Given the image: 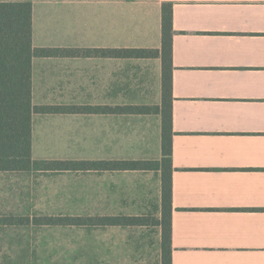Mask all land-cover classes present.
Instances as JSON below:
<instances>
[{
	"label": "crops",
	"instance_id": "1",
	"mask_svg": "<svg viewBox=\"0 0 264 264\" xmlns=\"http://www.w3.org/2000/svg\"><path fill=\"white\" fill-rule=\"evenodd\" d=\"M10 1L31 2L32 48L55 49L31 59V104L57 108L32 113L34 160L160 159L161 58L109 50L160 49L161 5L172 4L171 264H264V0ZM151 116L155 154H111L113 121L123 130ZM39 121L74 138L88 124L102 152L36 157ZM30 171L137 190L152 178L160 217V170Z\"/></svg>",
	"mask_w": 264,
	"mask_h": 264
},
{
	"label": "rangeland",
	"instance_id": "2",
	"mask_svg": "<svg viewBox=\"0 0 264 264\" xmlns=\"http://www.w3.org/2000/svg\"><path fill=\"white\" fill-rule=\"evenodd\" d=\"M137 123L122 130L113 121L111 154H155V117ZM83 126L79 138H74L73 133L61 135L49 121L37 122L34 155L89 158L102 152V137L94 138L88 124ZM115 180L86 172H0V218L120 214H142L148 222L157 218L152 178L145 182V190H137L131 181L122 188ZM160 230L153 222L89 227L0 224V264H159Z\"/></svg>",
	"mask_w": 264,
	"mask_h": 264
},
{
	"label": "trees",
	"instance_id": "3",
	"mask_svg": "<svg viewBox=\"0 0 264 264\" xmlns=\"http://www.w3.org/2000/svg\"><path fill=\"white\" fill-rule=\"evenodd\" d=\"M171 38L172 4L161 5V47L158 50L110 49L113 56L152 55L161 58V99L153 109L160 116L159 160H34L31 156V117L35 111L52 112L55 107L31 104V2H0V171L30 170H160V217L148 222L145 216H38L1 217V225L134 226L151 222L160 227L159 264H171ZM138 108H123L133 111Z\"/></svg>",
	"mask_w": 264,
	"mask_h": 264
}]
</instances>
